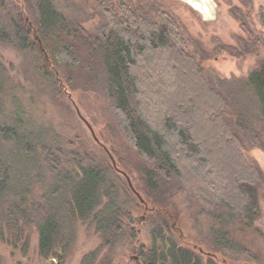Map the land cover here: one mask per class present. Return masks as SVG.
<instances>
[{
    "label": "trees",
    "instance_id": "16d2710c",
    "mask_svg": "<svg viewBox=\"0 0 264 264\" xmlns=\"http://www.w3.org/2000/svg\"><path fill=\"white\" fill-rule=\"evenodd\" d=\"M104 1L102 25L90 32L55 0H0V41L32 54L36 73L57 97L75 88L80 73L87 87L104 91L144 158L139 173L146 186L176 182L195 190L214 231L229 226L233 233L232 219L245 230L252 227L264 177L243 149L246 143L264 146V61L237 89L218 88L188 51L171 14L155 8L161 24L151 12ZM7 96L0 94V241L27 254L29 226L36 223L40 254L62 264L68 226L92 220L111 245L124 228L123 206L114 195L119 190L109 178L114 165L68 150L36 127L16 95ZM37 185L39 202L32 200ZM170 241L162 248L156 240L144 264H202ZM208 264L216 263L209 258Z\"/></svg>",
    "mask_w": 264,
    "mask_h": 264
},
{
    "label": "rangeland",
    "instance_id": "374dc122",
    "mask_svg": "<svg viewBox=\"0 0 264 264\" xmlns=\"http://www.w3.org/2000/svg\"><path fill=\"white\" fill-rule=\"evenodd\" d=\"M55 1L64 13L79 18L88 31L94 32L102 25V0ZM106 1L114 8L125 4L151 12V17L161 24L164 20L155 8L171 14L187 40L188 51L199 62L206 78L218 88L228 90L234 85L237 89L239 82L264 61V0H212L213 14L209 17L191 0ZM34 61L32 54L0 41V81H3L0 94L8 95L7 98L16 95L38 121L36 127L48 130L68 150H77L83 158L113 166L109 151L121 170L115 169L109 178L115 182L119 193L114 191V195L123 206L122 232L112 237L108 245L92 220L71 223L70 245L59 250L67 251L62 264H105L106 257L111 264H144L143 257L154 248L156 240L162 248L170 240L177 241L180 248L190 250L202 264H208L209 258L216 264H264V179L258 190L260 215L254 225L245 230L239 220L232 219L233 233L228 231L229 226L214 231L195 190L176 182L164 186L152 184L156 189L146 186L139 173L144 158L129 140L120 114L104 91L87 87L86 76L80 73L75 88L57 97L36 73ZM77 107L92 125L99 142L79 116ZM243 153L264 177V146L246 143ZM122 172L131 178L148 207L131 189ZM38 190L39 185L32 196L35 202L41 201ZM166 198L170 199V206L158 214ZM161 230L163 233L159 235ZM29 232L31 243L27 254L0 241V264H60L58 258L40 254L36 223L29 226ZM164 250L169 253L168 249ZM89 254L91 257L84 262ZM167 258L171 259L169 254Z\"/></svg>",
    "mask_w": 264,
    "mask_h": 264
},
{
    "label": "water",
    "instance_id": "95a60500",
    "mask_svg": "<svg viewBox=\"0 0 264 264\" xmlns=\"http://www.w3.org/2000/svg\"><path fill=\"white\" fill-rule=\"evenodd\" d=\"M205 1L206 0H191V2H197V3H199V4H204L205 3ZM77 111H78V113H79V116L84 120V122L88 125V127L90 128V130H91V132H92V134H93V136L95 137V139L99 142V139L97 138V136H96V134H95V131H94V129H93V127H92V125L90 124V122L82 115V113H81V111L79 110V108L77 107ZM108 151V150H107ZM108 153H109V155H110V157H111V160H112V162H113V165H114V167L119 171V172H121V170H119V168H118V166H117V163H116V160H115V158L113 157V155L108 151ZM122 173H124V172H122ZM124 175L127 177V179H128V183H129V185H130V187H131V189L137 194V196L139 197V199H140V201L142 202V203H144V204H146V201H145V199L142 197V195L134 188V186H133V184H132V181H131V178L126 174V173H124ZM148 207V206H147Z\"/></svg>",
    "mask_w": 264,
    "mask_h": 264
},
{
    "label": "bare ground",
    "instance_id": "6f19581e",
    "mask_svg": "<svg viewBox=\"0 0 264 264\" xmlns=\"http://www.w3.org/2000/svg\"><path fill=\"white\" fill-rule=\"evenodd\" d=\"M194 3L196 4V7L199 8L198 10L202 11L207 17L213 14L212 0H206L203 5L197 2Z\"/></svg>",
    "mask_w": 264,
    "mask_h": 264
}]
</instances>
